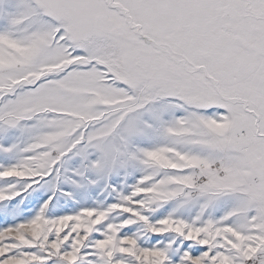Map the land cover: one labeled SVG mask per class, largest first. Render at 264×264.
<instances>
[{
	"label": "snow or ice",
	"instance_id": "snow-or-ice-1",
	"mask_svg": "<svg viewBox=\"0 0 264 264\" xmlns=\"http://www.w3.org/2000/svg\"><path fill=\"white\" fill-rule=\"evenodd\" d=\"M0 264H264V0H0Z\"/></svg>",
	"mask_w": 264,
	"mask_h": 264
}]
</instances>
